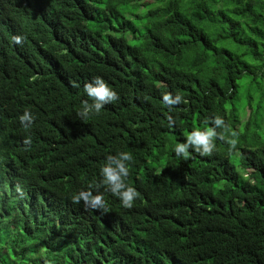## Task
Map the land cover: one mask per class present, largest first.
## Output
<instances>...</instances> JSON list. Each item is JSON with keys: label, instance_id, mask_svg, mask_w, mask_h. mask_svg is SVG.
Masks as SVG:
<instances>
[{"label": "trees", "instance_id": "16d2710c", "mask_svg": "<svg viewBox=\"0 0 264 264\" xmlns=\"http://www.w3.org/2000/svg\"><path fill=\"white\" fill-rule=\"evenodd\" d=\"M94 75L120 99L84 122ZM214 115L235 149L176 158ZM263 125L264 0H0V264H264ZM117 151L134 206L73 204Z\"/></svg>", "mask_w": 264, "mask_h": 264}, {"label": "clouds", "instance_id": "9594fccd", "mask_svg": "<svg viewBox=\"0 0 264 264\" xmlns=\"http://www.w3.org/2000/svg\"><path fill=\"white\" fill-rule=\"evenodd\" d=\"M12 43L21 45L26 37L24 35H15ZM73 88H80L76 81L71 82ZM83 95L87 97L81 101V107L76 112V116L86 122L90 116L98 115L108 104L118 102L119 93L100 75H94L90 81L83 84ZM167 105L179 104L182 97L179 94L175 96L165 94L163 97ZM36 115L30 109H24L19 115V124L25 131L23 144L32 145L31 129L36 121ZM210 126L207 128H195L190 131L183 139V142L177 141L174 146V153L179 160L187 161L193 153L200 156H211L216 148V141H225V132L228 125L221 115H214L209 119ZM231 139L225 142L229 145V151L235 149L237 144V133L231 132ZM27 151L28 148L26 147ZM133 161V155L127 151H117L115 154H108L100 167V179L87 188L82 189L72 195L73 204L84 203L86 208L100 210L104 213L108 211L105 192L119 199L123 208L130 209L138 199L139 193L136 188L129 183L130 165ZM103 189L104 191H101Z\"/></svg>", "mask_w": 264, "mask_h": 264}, {"label": "rangeland", "instance_id": "374dc122", "mask_svg": "<svg viewBox=\"0 0 264 264\" xmlns=\"http://www.w3.org/2000/svg\"><path fill=\"white\" fill-rule=\"evenodd\" d=\"M246 94V88H244L243 90H242V92H241V98H240V101H239V109H240V111L242 112V105L244 104V100H243V96ZM263 128H264V125H263ZM237 156V155H236ZM235 155H234V157H236ZM237 169H238V167H237ZM239 170V169H238Z\"/></svg>", "mask_w": 264, "mask_h": 264}]
</instances>
